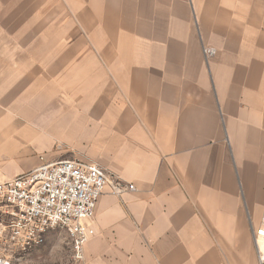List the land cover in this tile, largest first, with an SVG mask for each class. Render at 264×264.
<instances>
[{
	"label": "crops",
	"instance_id": "obj_1",
	"mask_svg": "<svg viewBox=\"0 0 264 264\" xmlns=\"http://www.w3.org/2000/svg\"><path fill=\"white\" fill-rule=\"evenodd\" d=\"M64 159L135 186L68 264H260L264 0H0V181Z\"/></svg>",
	"mask_w": 264,
	"mask_h": 264
},
{
	"label": "built area",
	"instance_id": "obj_2",
	"mask_svg": "<svg viewBox=\"0 0 264 264\" xmlns=\"http://www.w3.org/2000/svg\"><path fill=\"white\" fill-rule=\"evenodd\" d=\"M206 55L213 48L204 47ZM134 184L112 175L96 163L76 159L43 162L16 177L0 181V207L12 216L9 238L21 250L43 244L53 229L66 232L77 262L85 260V246L96 234L93 225L100 197L107 190L121 196ZM260 264H264V224L254 232ZM0 264H11L0 259Z\"/></svg>",
	"mask_w": 264,
	"mask_h": 264
},
{
	"label": "rangeland",
	"instance_id": "obj_3",
	"mask_svg": "<svg viewBox=\"0 0 264 264\" xmlns=\"http://www.w3.org/2000/svg\"><path fill=\"white\" fill-rule=\"evenodd\" d=\"M205 53V52H204ZM209 56V55H206ZM59 241H57L55 247L48 245L46 242L42 246L36 248L32 253L34 254V264H68L71 256V245L69 244V238L66 234L60 235ZM35 248V247H34ZM26 254H23L24 259L16 261V264H27Z\"/></svg>",
	"mask_w": 264,
	"mask_h": 264
},
{
	"label": "bare ground",
	"instance_id": "obj_4",
	"mask_svg": "<svg viewBox=\"0 0 264 264\" xmlns=\"http://www.w3.org/2000/svg\"><path fill=\"white\" fill-rule=\"evenodd\" d=\"M260 247L264 250V242L263 241H261V243H260ZM259 250V249H258Z\"/></svg>",
	"mask_w": 264,
	"mask_h": 264
}]
</instances>
